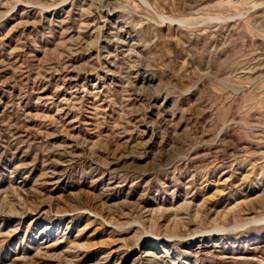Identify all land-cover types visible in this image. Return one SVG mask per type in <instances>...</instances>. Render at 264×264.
Returning a JSON list of instances; mask_svg holds the SVG:
<instances>
[{"label": "rangeland", "instance_id": "1", "mask_svg": "<svg viewBox=\"0 0 264 264\" xmlns=\"http://www.w3.org/2000/svg\"><path fill=\"white\" fill-rule=\"evenodd\" d=\"M144 259L264 264V0H0V264Z\"/></svg>", "mask_w": 264, "mask_h": 264}, {"label": "bare ground", "instance_id": "2", "mask_svg": "<svg viewBox=\"0 0 264 264\" xmlns=\"http://www.w3.org/2000/svg\"><path fill=\"white\" fill-rule=\"evenodd\" d=\"M145 260H147V259L142 260V263L143 262H148V260L147 261H145ZM143 264H145V263H143ZM147 264H155V262L154 261H149Z\"/></svg>", "mask_w": 264, "mask_h": 264}]
</instances>
